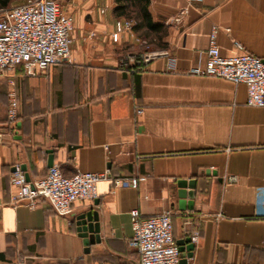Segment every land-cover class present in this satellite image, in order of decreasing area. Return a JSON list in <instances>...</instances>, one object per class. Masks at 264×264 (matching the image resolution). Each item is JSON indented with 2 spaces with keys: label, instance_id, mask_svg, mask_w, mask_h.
Returning <instances> with one entry per match:
<instances>
[{
  "label": "crops",
  "instance_id": "1",
  "mask_svg": "<svg viewBox=\"0 0 264 264\" xmlns=\"http://www.w3.org/2000/svg\"><path fill=\"white\" fill-rule=\"evenodd\" d=\"M69 2L70 61L34 75L15 67L12 123V86L0 77V264H138L134 208L146 217L172 211L176 241L198 233L192 251L187 242L179 250L180 259L192 255L183 264H264V107L246 105L243 83L188 72L204 67L212 25L222 56L264 58V0H149L152 19L167 28L157 50L175 58L174 68L161 55L134 73L120 62L145 40L132 29L113 41L124 19L114 15V0ZM50 164L66 176L107 170L109 179L65 216L46 200L13 206L14 166L34 179ZM131 176L144 179L136 188L113 183ZM190 179L195 196L180 199L176 182ZM90 211L99 241L89 244L77 217Z\"/></svg>",
  "mask_w": 264,
  "mask_h": 264
},
{
  "label": "built area",
  "instance_id": "2",
  "mask_svg": "<svg viewBox=\"0 0 264 264\" xmlns=\"http://www.w3.org/2000/svg\"><path fill=\"white\" fill-rule=\"evenodd\" d=\"M188 3L199 0H186ZM183 10L180 12V15ZM180 17L177 18L179 20ZM131 19H119L111 34L113 41L124 32L132 33ZM219 26L212 25L208 34V47L203 68L193 67L189 73L225 79L246 86V105L264 107V58L247 51L222 56L216 42ZM73 17L58 0H26L0 10V77L10 75L15 67L22 64L26 73L34 75L37 70L70 61L71 31ZM228 32L229 29L225 28ZM264 31V27H263ZM139 42L141 40L137 39ZM242 49L239 43H235ZM167 56L170 68H174L175 58L164 50H142L128 54L120 64L130 72L142 71L148 61ZM12 89L8 91L7 118L15 122L18 118V98L14 80L9 76ZM108 171H77L64 175L58 165L48 167L44 176L31 179L19 165H15L10 183L15 187L11 204H25L35 207L46 200L56 214L71 213L77 201H91L97 198V184L108 180ZM142 176L116 178L114 185L125 182L136 188ZM234 176L227 178L234 182ZM132 245L136 248L138 264H179V247L173 235L172 211L163 210L159 214L143 216L137 208L130 210ZM198 233H191V240H197ZM198 264V263H191ZM207 264V263H203Z\"/></svg>",
  "mask_w": 264,
  "mask_h": 264
},
{
  "label": "trees",
  "instance_id": "3",
  "mask_svg": "<svg viewBox=\"0 0 264 264\" xmlns=\"http://www.w3.org/2000/svg\"><path fill=\"white\" fill-rule=\"evenodd\" d=\"M10 1L0 0V6H7ZM148 6L149 0H114L113 13L117 18L131 19L132 29L138 37L154 43L156 48H164L163 37L167 28L163 23L152 19Z\"/></svg>",
  "mask_w": 264,
  "mask_h": 264
},
{
  "label": "water",
  "instance_id": "4",
  "mask_svg": "<svg viewBox=\"0 0 264 264\" xmlns=\"http://www.w3.org/2000/svg\"><path fill=\"white\" fill-rule=\"evenodd\" d=\"M51 165V164H50ZM49 165V166H50ZM195 179H190L188 181L179 180L176 182V195L183 199L185 197H189L193 199L195 196V187H196ZM192 201H188V206L191 205ZM77 230L80 232L79 235L84 237V241L87 243H94L99 241V223H98V215L96 211H90L85 215H80L77 217ZM184 242H187L188 245L186 247L187 250L192 251L194 248L193 243H191V238L188 237L183 240L176 241L179 250H182V245ZM191 253H187L186 258L180 259L179 264H183L186 262L187 258H190Z\"/></svg>",
  "mask_w": 264,
  "mask_h": 264
},
{
  "label": "rangeland",
  "instance_id": "5",
  "mask_svg": "<svg viewBox=\"0 0 264 264\" xmlns=\"http://www.w3.org/2000/svg\"><path fill=\"white\" fill-rule=\"evenodd\" d=\"M25 0H11L7 6H0V10L1 9H4V8H8V7H11L13 5H16V4H19L21 2H23ZM59 2L65 7V8H68L69 4H71L69 2V0H59ZM142 49L143 50H157L158 48L155 47L154 43H151L149 41H145L144 43H142Z\"/></svg>",
  "mask_w": 264,
  "mask_h": 264
}]
</instances>
